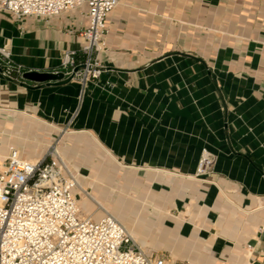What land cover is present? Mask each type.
<instances>
[{
	"label": "crops",
	"instance_id": "0c3cea01",
	"mask_svg": "<svg viewBox=\"0 0 264 264\" xmlns=\"http://www.w3.org/2000/svg\"><path fill=\"white\" fill-rule=\"evenodd\" d=\"M83 23L70 11L47 21L0 12V46L21 66L10 79L0 74V111L24 114L47 135L63 132L60 153L78 181L102 164L137 182L152 196V211L189 238L183 247L165 238L170 248L218 264L240 244L237 257L264 264V2L127 1L107 18L101 75L79 100V83L65 80L71 68L61 60L67 50L84 60ZM80 141L98 168L78 164ZM202 148L214 161L206 178L194 179ZM236 210L243 225L251 215L261 221L232 231L223 214Z\"/></svg>",
	"mask_w": 264,
	"mask_h": 264
},
{
	"label": "built area",
	"instance_id": "2783aa9c",
	"mask_svg": "<svg viewBox=\"0 0 264 264\" xmlns=\"http://www.w3.org/2000/svg\"><path fill=\"white\" fill-rule=\"evenodd\" d=\"M127 1L0 0V12L15 21L25 17L47 21L70 11L84 20L78 32L84 60L75 62L77 50H67L61 60L71 68L67 77L79 83L80 100L88 84L101 75L97 55L108 33L107 18ZM20 69L11 62L9 50L0 46V74L10 79ZM213 161L214 155L202 148L193 175L206 178ZM78 188V174L55 140L34 162L18 148L0 153V264H193L143 250L112 215L95 219L85 214L76 196ZM82 191L91 198L87 189Z\"/></svg>",
	"mask_w": 264,
	"mask_h": 264
},
{
	"label": "rangeland",
	"instance_id": "374dc122",
	"mask_svg": "<svg viewBox=\"0 0 264 264\" xmlns=\"http://www.w3.org/2000/svg\"><path fill=\"white\" fill-rule=\"evenodd\" d=\"M39 127L37 122L24 114L15 111H0V152L7 153L10 148H18L27 156L37 158L43 154L53 140L57 142L58 149L65 142L63 132L58 135H50L52 132H57L51 130L47 135ZM84 146V143L80 141L74 149L78 164H84L87 168L90 165H95V168H98L96 155L89 152ZM104 166L100 165L102 168L99 170L100 172L97 169L91 172V168L85 171L86 175L93 174V179L79 180L81 188L78 189L81 191L87 189L91 196V198L87 197L82 191L86 203L91 206L90 212L94 218H99L103 214L112 215L125 226L140 248L154 252V254L165 255L176 263L190 261L193 264H214L211 258L197 259L193 250L170 248L165 243V238H174L182 243H180L182 247L189 241V238H179L175 230L169 228V224L163 221L164 214L152 211V196L144 188L138 189L137 182L128 177L125 178L121 174H114L110 168ZM98 173H101V180L95 179ZM80 199L81 197L78 195V201ZM223 217L228 229L237 233L243 231L246 233L248 228L250 230L257 227L261 221L258 216L251 215L248 224L243 225L239 210H236L235 215L226 212ZM232 223L238 226L237 230L231 227ZM229 249L231 250L229 258L225 262H217L218 264H247L243 258L236 256L238 249L245 250L242 245L236 244ZM203 253L205 252L203 251ZM212 255L214 256L213 252Z\"/></svg>",
	"mask_w": 264,
	"mask_h": 264
},
{
	"label": "bare ground",
	"instance_id": "6f19581e",
	"mask_svg": "<svg viewBox=\"0 0 264 264\" xmlns=\"http://www.w3.org/2000/svg\"><path fill=\"white\" fill-rule=\"evenodd\" d=\"M3 155H5V154H3ZM28 160H30V161H35L37 158H35V159H31V158H27ZM191 178H194V179H200V178H198V177H196V176H194V175H191L190 176ZM89 214H91V213H89ZM101 217V216H100ZM95 219H98V218H95Z\"/></svg>",
	"mask_w": 264,
	"mask_h": 264
},
{
	"label": "water",
	"instance_id": "95a60500",
	"mask_svg": "<svg viewBox=\"0 0 264 264\" xmlns=\"http://www.w3.org/2000/svg\"><path fill=\"white\" fill-rule=\"evenodd\" d=\"M53 77H54V78H56V77H58V78H62L61 75H58V76L54 75ZM70 79H71V77H67L65 80H70Z\"/></svg>",
	"mask_w": 264,
	"mask_h": 264
}]
</instances>
